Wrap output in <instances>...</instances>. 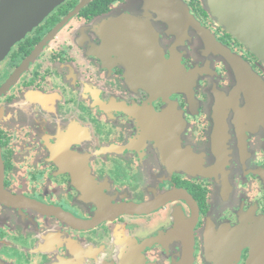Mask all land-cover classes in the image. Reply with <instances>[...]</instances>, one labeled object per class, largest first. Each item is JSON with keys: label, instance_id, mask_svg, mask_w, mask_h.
<instances>
[{"label": "flooded vegetation", "instance_id": "flooded-vegetation-1", "mask_svg": "<svg viewBox=\"0 0 264 264\" xmlns=\"http://www.w3.org/2000/svg\"><path fill=\"white\" fill-rule=\"evenodd\" d=\"M37 5L0 57V264H182L189 229L192 264H234L221 240L264 214V94L229 92L211 43L263 63L202 0H0V41Z\"/></svg>", "mask_w": 264, "mask_h": 264}, {"label": "water", "instance_id": "water-1", "mask_svg": "<svg viewBox=\"0 0 264 264\" xmlns=\"http://www.w3.org/2000/svg\"><path fill=\"white\" fill-rule=\"evenodd\" d=\"M202 2L208 15L213 17L220 27L224 28L236 42L246 48L264 65V0H202ZM174 5L176 4L167 3L166 10H171ZM34 7L38 10L33 9L27 15V18L16 20V23L11 19L5 21L6 29H10V37L7 41H0L1 58L7 53L15 40L31 31L41 22L44 13H41L39 9L46 7V5ZM50 7H53V5ZM2 24L3 22H0V29H3ZM211 46L220 51L224 56V62L231 67L232 79L235 85L232 86L229 92L242 95L264 94V79L256 74L248 63L232 54L229 49L217 41L211 43ZM144 53L146 55V52ZM123 54L128 55V61L135 65L131 69L135 70L139 77L145 73H147L146 75L150 73L149 78L155 79L164 77L166 74L167 82L169 77L174 74V71L170 72L167 69L165 72L164 67L158 62V54L155 52H150L149 58L139 57L143 52H138L137 57L135 50L123 52ZM150 70H153V73ZM241 102L244 104L245 100H241ZM166 198L168 197L164 196L163 200L161 199L159 203H152L151 206H127V211H123L124 209L122 211L128 214L148 212L150 209L162 207ZM246 216L242 220L245 223L230 228L220 243L229 250L230 255H235V262L240 261L242 251L247 249L248 255L244 264H264V214L257 217L253 214ZM182 257V264H192L193 241L190 229L184 233ZM221 259L223 260V258H219L220 261H218L220 264L222 263Z\"/></svg>", "mask_w": 264, "mask_h": 264}, {"label": "rangeland", "instance_id": "rangeland-1", "mask_svg": "<svg viewBox=\"0 0 264 264\" xmlns=\"http://www.w3.org/2000/svg\"><path fill=\"white\" fill-rule=\"evenodd\" d=\"M134 197H139V198H140L141 196L137 194L136 196L134 195ZM240 259H241V257H240ZM233 260H235V255H231V256H230V258H229V263L232 262ZM236 262H237V261H236ZM236 262L234 261L235 264H236Z\"/></svg>", "mask_w": 264, "mask_h": 264}]
</instances>
